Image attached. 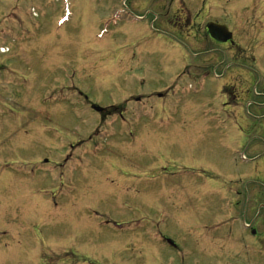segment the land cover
<instances>
[{"label":"rangeland","instance_id":"1","mask_svg":"<svg viewBox=\"0 0 264 264\" xmlns=\"http://www.w3.org/2000/svg\"><path fill=\"white\" fill-rule=\"evenodd\" d=\"M260 2L0 0V48L9 49L0 53V66L7 69L0 75V230L24 231L32 253L44 236L38 221L47 217L48 233L57 241L49 243L43 259L62 264H179L182 255L185 264H197L201 256L214 264H264V70L247 65L251 39L264 37ZM178 7L189 12L190 40L168 23L177 19ZM206 20L233 32L238 48L219 55L196 43L198 50L191 51L192 40H203ZM147 53L156 57L143 76ZM16 70L15 77L7 75ZM116 75L152 80L150 88L135 84L136 93L154 90L164 97L144 105L124 102L122 110L123 98L112 84ZM8 83L28 86L24 91L51 103L69 102L74 85L109 116H184L174 147L165 144L167 153L157 163L163 164L159 181L166 183L158 193H168L171 203L154 218L156 231L106 227L119 213L117 177L125 166L101 161L88 168L103 143L90 133V120L99 115L87 102L64 105L45 121L48 108L35 109L27 99L16 102ZM156 126L171 128L166 117ZM112 140L118 137L106 141L109 153L115 151ZM155 141L146 134L143 149L124 157L133 165L153 161ZM43 185L52 187L44 191ZM14 201L20 211L10 217L16 215L9 207ZM81 239L88 242L80 250ZM73 246L77 253L70 260Z\"/></svg>","mask_w":264,"mask_h":264},{"label":"flooded vegetation","instance_id":"2","mask_svg":"<svg viewBox=\"0 0 264 264\" xmlns=\"http://www.w3.org/2000/svg\"><path fill=\"white\" fill-rule=\"evenodd\" d=\"M213 3H215V0H213ZM173 14L177 19L169 20L168 23L173 25L172 29L176 31L177 35H180L182 37L185 36L184 38L187 39L189 35L187 18V16H189V12L184 8L178 7L173 11ZM206 25L207 23L204 24L203 27V36L209 39L211 45V49L209 51H213V53L219 55H225L226 53L232 52L237 49L236 47L238 46V44L234 43L232 40L223 45L211 40L207 34ZM180 29H182V31ZM151 57L152 55L147 56V63L145 65L143 76H146L147 74V66L152 64ZM148 59H150V63H148ZM249 59L253 67H263L262 63L264 62V49H262V51L259 49H255V51L251 53ZM183 68L187 69L188 66H185ZM132 74L134 77L137 72H133ZM127 75L131 77L130 74ZM143 76L140 75V79L138 80H123L121 79V75H118L117 80L113 81L112 84L116 85L117 88L120 89L123 96L127 95L126 102L129 104H139L156 96L161 97L154 90H150L149 92L145 91L144 93H136L135 84L144 85L145 83H147V88L154 86V82H152V80L147 81ZM261 89L264 91V84L262 85ZM101 114L103 116H96V120H90L91 132H103L108 138L118 137V141L112 140L115 145V151H113L112 153H109L107 151L108 142H106V144L101 148L99 154H97V152L93 154L95 155L94 157L99 160L90 163L88 165V168H98V166L101 165V161L103 163H107L108 161H110L111 164H115L114 168H116V166H125V168H122L120 175L117 177V179L119 180V198L116 202L117 206H119L120 209L116 207V212L119 213L117 216H115L116 221H108L106 227L114 228L117 230H129L133 232L141 231L150 233L149 230H155V228L157 227V225L154 223V218L158 216L159 211H162L163 209L165 210V207L170 202L169 197L167 196L168 193L163 192L161 195L158 193V190L163 191L166 189V183H161L159 181V168L160 166H163V164L157 165V163L159 159L160 161H163V158H161L160 155L167 153L163 147L165 144H167L168 147H174L175 143L173 142V136L175 133H178L177 131H175V128L177 126H180L181 128L182 126H184V116H169L168 120L171 128L167 129L156 126V124L160 121L159 120L157 122L158 116H138L133 120L127 118L126 116H117L116 118H112L109 120L108 116H104V112H102ZM146 134H148L149 137H155L156 140L155 143L151 145L154 148L151 151L153 161L133 165L124 157L125 152H129L132 150H142V140ZM95 147H97V145H95ZM114 153L117 154H115L114 158H111L110 154ZM51 185L55 186L54 184ZM161 186H163V190L160 189ZM45 187L46 188L44 189V191H47L51 186ZM9 207H11L16 212V215H14L12 214L13 212L9 211L11 213L10 217L17 216V212L20 211L18 209L17 201L12 202ZM185 209V206H183L182 208L178 209V212L184 211ZM178 212L174 217L180 216ZM163 216L164 215L162 214V217ZM182 217L185 218L188 225H194L191 219L189 221L188 217ZM46 218L47 217H44L38 221L37 226L44 229V236L43 240L41 241L40 248L37 250L34 247L35 250L32 251V253L30 251L29 236L27 239V235L26 233H24V231H19L17 229L14 230V228L12 227H8L6 230L1 229L0 237L6 236L10 240L7 242L0 239V264H62L61 261H45L43 259L44 252L50 249L49 243L57 241L54 236L52 237L48 233L50 229L49 225L52 222L44 221V219ZM164 239L166 238L164 237ZM87 242V239H81L79 241L80 246L81 244H86ZM35 253L36 256L34 255ZM75 254L76 250L73 246L69 249V255L71 258L70 260L76 257ZM180 259L181 263L179 264H185L184 260L186 258L184 257V255H182ZM198 259L200 260V262H197V264H209V261L207 262L202 256ZM221 262L222 261L220 260V263Z\"/></svg>","mask_w":264,"mask_h":264},{"label":"water","instance_id":"3","mask_svg":"<svg viewBox=\"0 0 264 264\" xmlns=\"http://www.w3.org/2000/svg\"><path fill=\"white\" fill-rule=\"evenodd\" d=\"M208 31L210 36L219 43H225L231 39V33L223 26L209 24Z\"/></svg>","mask_w":264,"mask_h":264}]
</instances>
